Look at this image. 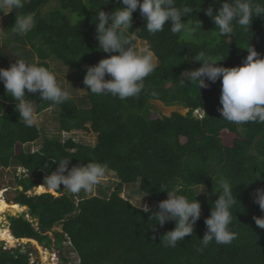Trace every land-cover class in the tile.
Here are the masks:
<instances>
[{
  "label": "trees",
  "instance_id": "1",
  "mask_svg": "<svg viewBox=\"0 0 264 264\" xmlns=\"http://www.w3.org/2000/svg\"><path fill=\"white\" fill-rule=\"evenodd\" d=\"M223 2L176 0L177 7L191 6L194 11L182 16V21H202V29L191 39L173 34L168 22L163 31L149 33L144 27L146 19L139 9L134 11L133 27L128 31L136 32L137 41L143 40L151 48L157 67L145 78V88L139 96L124 100L110 94L95 95L83 83L87 65L118 54L98 50L94 22L100 10L111 13L122 7L120 0H22L23 8L7 15L0 13V18L6 20L5 29L15 25L18 14H33V30L25 35L16 33L23 43L18 49L19 58L52 73L51 61L57 60L61 66L58 68H68L76 83L85 89L81 102L72 96L63 104L42 101L39 93H27L36 113L53 110L52 118L61 131L82 130L97 137L95 144L73 137H45L40 148L28 150L25 144L41 137L40 127L20 122L16 101L0 81V167L14 166L16 173L15 196L7 201L28 208L20 215L9 216L11 234L33 238L51 252L49 232L60 224L61 230L54 231L60 251L58 264L68 261L64 241L76 251L80 264H264V229L257 227L253 219L264 216L253 201L255 190L264 188V123L237 125L223 119L219 111L222 77L216 82L208 81L209 86L200 90L181 76L185 70L202 66V61L192 59L201 51L221 59L217 64L225 67L242 65L249 55L248 47H254L264 57V14L254 17L247 27L236 24L231 35L221 36L204 10L211 6L215 15ZM198 5L200 11H196ZM46 6L51 7L43 12ZM5 64L6 53L0 45V68H6ZM181 78L186 84L181 83ZM151 99L182 105L187 114L174 111L159 117L152 112ZM225 130L235 134L231 144L223 141ZM65 158L70 159L69 169L89 161L106 164L119 181L110 192L109 186L101 185L98 193L90 196L82 191L78 196L71 194L63 185L57 190L59 195L49 191L32 193L36 186H44L45 177L56 170L58 160ZM19 167L23 172L18 175ZM212 177L228 178L239 199L231 209L229 226L236 239L227 245L213 240L200 252V239L207 230L205 218L219 196L213 191ZM126 185H136L153 210H158L159 201L168 198L167 190L161 188L179 189L177 195L199 200L201 216L193 233L176 247H165L161 237L175 228V222L160 226L155 219L150 220L151 212L144 213L122 195ZM203 188L205 192L198 194ZM45 189L44 186L42 191ZM7 209L20 211L12 206ZM31 253L22 244L11 249L0 244V264H47L32 261Z\"/></svg>",
  "mask_w": 264,
  "mask_h": 264
},
{
  "label": "clouds",
  "instance_id": "2",
  "mask_svg": "<svg viewBox=\"0 0 264 264\" xmlns=\"http://www.w3.org/2000/svg\"><path fill=\"white\" fill-rule=\"evenodd\" d=\"M120 3L123 6L111 13L100 10L95 15L94 22L98 50L118 54L109 55L95 65H87L83 83L95 95L110 94L124 100L138 97L145 88V78L157 67L151 48L138 46L136 32L128 31L133 27V12L139 9L141 16L146 19L144 27L149 33L163 31L168 22L171 32L180 34L184 39L195 36L202 29V21L199 19L195 24H189L188 20L182 21V16L194 11L191 6H184L182 9L177 7L176 0H120ZM199 5L196 11L201 10ZM23 6L22 0H0V13L7 15ZM204 11L218 26L219 35L224 36L231 35L236 24L241 27L252 24L254 17L264 14V3L260 0H224L215 15L211 6ZM35 23L33 14H18L12 28L19 35H25L33 30ZM248 49L249 55L245 62L235 67L219 66L217 61L221 59H214L201 51L192 59L202 61V66L185 70L181 74L200 90L209 86L208 81L216 82L222 77V107L219 111L224 120L237 125L248 122L264 123V57H260L254 47ZM106 76L111 78L106 79ZM180 80L182 84H186L183 78ZM0 81L3 82L6 93L16 101L20 122L27 127H38L39 124L35 104L28 99L30 96L27 93H39L42 101L55 104H63L72 99L71 92L62 87L54 73L23 58L15 59L10 67L0 68ZM58 162V167L45 177L44 183L49 192L56 195L60 194L57 190L61 189V185L72 194L91 192L103 182L109 171L106 164L99 162L89 161L87 164L73 165L70 169V159H60ZM212 179L213 191L218 192L219 196L213 202L211 214L205 218L207 230L200 239L201 247L197 249L200 252L213 240L217 244L227 245L236 239V233L229 226L232 223L231 209L239 199L228 178ZM161 190H167L168 198L159 201L156 205L158 210H153L147 203L142 202L145 195L140 197L141 206L137 208L144 213L151 212L149 219H155L160 226L169 221L175 222V228L165 233L160 242L165 247L174 248L178 242L184 241L193 233L201 216V203L196 198L189 200L184 195H177L179 189ZM203 190L204 188L198 194ZM253 201L264 212V188L255 190ZM253 219L257 227L264 229V216H254Z\"/></svg>",
  "mask_w": 264,
  "mask_h": 264
},
{
  "label": "rangeland",
  "instance_id": "3",
  "mask_svg": "<svg viewBox=\"0 0 264 264\" xmlns=\"http://www.w3.org/2000/svg\"><path fill=\"white\" fill-rule=\"evenodd\" d=\"M50 7L51 6H46L43 9V12L48 11ZM5 21H6L5 17L0 18V39H1L0 45L2 46L3 50L6 53L5 67H10L11 63L14 62L15 57L16 56L18 58L20 57L19 55L21 54V52H19L18 49L23 46V43H21L20 39L16 37V32L10 26H9V29H5L4 27ZM137 44L138 46H147L146 42L143 40H138ZM51 62H52L51 64H52L53 72L58 82L62 85V87L70 91L73 98H75L76 100L80 101L81 99H83L85 95V89L81 87L78 83H76L71 71L68 70V68L66 67L59 69L58 67H61V66L59 65V62L57 60H53ZM150 107L152 109V112L156 113V115H158L159 117L169 116L174 111H179L182 114H187L186 107L179 105V104L168 105L162 102L161 100H153L150 104ZM53 113H54L53 110H46L45 112L37 114L39 118L38 125L41 130V137L37 141L32 142L29 145L25 144V147L28 148V150L29 149L31 151L37 150L38 148L41 147L42 141L45 137H53V136H58L61 139L73 137L75 140L85 143V144H95L97 137H96V134L93 132H87V131H82V130H74L71 132L61 131L58 122L52 118ZM234 136L235 134L227 130L223 131L222 133L223 141L225 144H231ZM14 170H15L14 166L10 168H5V169L0 167V201H1V198L2 199L4 198V200L7 203L6 206L2 208L0 211V227L2 230L9 229L8 228L10 227V222L8 219L9 216L20 215L28 211L27 207H25L23 210H20L19 212L13 211L12 209H7L9 206L8 204L9 202L7 200L15 196V192L13 190L16 186L15 184V174L16 173H14L15 172ZM21 172H23V169L19 167L17 169V174L19 175L21 174ZM118 181L119 179L116 173L112 170H109L108 174L105 176L101 184L95 186L93 191L91 192L82 191V194L88 195V196L97 194L101 185H106L107 187L109 186L110 188H108V192H110L111 190H113V188L115 187V184ZM43 187L44 186L42 187L38 186L37 188L38 190L42 191ZM37 188L36 190L33 189L32 193L38 192ZM204 192L205 191L203 190L201 193H204ZM74 195L78 196V194H74ZM122 195L124 197L129 198L132 202H134L136 205H139V206H141L140 197L144 196L138 190L136 185H126L122 192ZM142 202L147 203L149 206L152 205V203H150L149 200L145 196L142 198ZM26 217L31 220V216L29 214H26ZM55 230L60 231L61 225L60 224L56 225L54 229L49 232V235L52 238V242H53L52 244L53 247L51 248L52 250L51 252H49L48 249L44 245L40 244L39 242L38 243L27 242L23 244L21 242H17L16 246H8L4 240L0 239V244H2L4 248H8V249L18 247L20 244H22L25 246L26 249L28 248L32 251L31 253L32 261L39 260L47 264H58L57 259H60V251L55 242V235H54ZM64 256L68 258V261L66 262V264H80V260H79V257L76 251L73 248H71L70 245H68V241H64Z\"/></svg>",
  "mask_w": 264,
  "mask_h": 264
},
{
  "label": "bare ground",
  "instance_id": "4",
  "mask_svg": "<svg viewBox=\"0 0 264 264\" xmlns=\"http://www.w3.org/2000/svg\"><path fill=\"white\" fill-rule=\"evenodd\" d=\"M42 185H44V184H42ZM40 186V185H39ZM45 186V185H44ZM46 187V189L44 190V191H39L38 190V188H37V190H38V192H45V191H48L47 190V186H45ZM1 203H0V211H1V209L2 208H4L5 206H6V201H4V198L2 199L1 198ZM5 204H4V203ZM9 204V203H8ZM10 206H12V207H14V208H16L17 210H23V207L22 206H19L18 204H9V206L8 207H10ZM19 206V207H18ZM9 228V227H8ZM10 230V228L9 229H5V230H2L1 229V227H0V239L1 240H4L5 242H6V244L8 245V246H16V244H17V242H19L12 234H11V230Z\"/></svg>",
  "mask_w": 264,
  "mask_h": 264
},
{
  "label": "water",
  "instance_id": "5",
  "mask_svg": "<svg viewBox=\"0 0 264 264\" xmlns=\"http://www.w3.org/2000/svg\"><path fill=\"white\" fill-rule=\"evenodd\" d=\"M37 187H35L34 189L36 190ZM37 193V192H36ZM22 206V205H21ZM23 209L25 208V206H22ZM13 234V233H12ZM14 235V234H13ZM15 237V235H14ZM16 238V237H15ZM19 242H21L22 244L23 243H27V242H30V243H38L37 240L33 239V238H16ZM21 245V244H20Z\"/></svg>",
  "mask_w": 264,
  "mask_h": 264
},
{
  "label": "crops",
  "instance_id": "6",
  "mask_svg": "<svg viewBox=\"0 0 264 264\" xmlns=\"http://www.w3.org/2000/svg\"><path fill=\"white\" fill-rule=\"evenodd\" d=\"M153 100H156V99H151V100H150V103H151ZM166 107H167V106H166Z\"/></svg>",
  "mask_w": 264,
  "mask_h": 264
}]
</instances>
